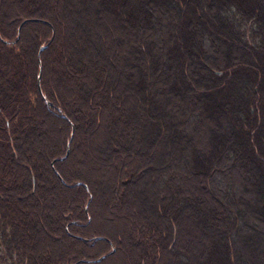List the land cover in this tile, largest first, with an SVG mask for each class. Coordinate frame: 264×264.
<instances>
[{
    "label": "trees",
    "instance_id": "1",
    "mask_svg": "<svg viewBox=\"0 0 264 264\" xmlns=\"http://www.w3.org/2000/svg\"><path fill=\"white\" fill-rule=\"evenodd\" d=\"M0 264H264V0H0Z\"/></svg>",
    "mask_w": 264,
    "mask_h": 264
},
{
    "label": "rangeland",
    "instance_id": "2",
    "mask_svg": "<svg viewBox=\"0 0 264 264\" xmlns=\"http://www.w3.org/2000/svg\"><path fill=\"white\" fill-rule=\"evenodd\" d=\"M93 1H95V0H93ZM72 4V3H71ZM95 4H97V3H95ZM73 6V5H72ZM72 6H70L69 4L67 5V7L69 8V9H73L72 8ZM75 9V8H74ZM65 21H67L69 24L67 25V26H69L70 27V25H71V19L70 18H66L65 19ZM64 21V24L66 23ZM60 22V21H59ZM75 24V23H74ZM114 28V27H113ZM72 30V29H71ZM175 30V29H174ZM71 35L74 37L75 35H74V31H72V33H71ZM123 38L124 37H128L129 36V34H127V32H124L123 31V33H122V35H121ZM137 39H142V37L141 36H139L138 35V37H137ZM115 41H118V39L116 40V39H114ZM110 41L112 42L113 41V36L111 35L110 36ZM165 43V42H164ZM111 46H112V44H111ZM127 53L126 54H121V53H119V55H120V62L121 61H123L125 58H126V56L125 55H127V56H129L130 55V53H133L132 52V46H127ZM157 52H159L160 53V55H162V56H165V57H167V58H169V57H171L172 55H173V53H171L170 52V50H169V48H166L165 50H159V49H157L156 50ZM136 58H137V56H136ZM163 58V57H162ZM164 74V73H163ZM164 79L166 80V84H170L169 83V81H168V79H169V74H164ZM180 104V106H178V107H176L175 109L176 110H174V112H175V115H179V113H185L186 115H185V117H188V120H189V124H190V127L191 128H194V129H197V122H198V119H197V117H193L192 116V112L193 111H200V109L198 108V107H196V106H193V105H190V104H185V103H183V102H181V103H179ZM184 106H186L187 107V109H184ZM184 118V117H183ZM196 127V128H195ZM112 133H113V131L111 132V135H109V146L111 145L110 143L113 141V139L111 138V136H112ZM108 145V144H107ZM87 148V147H86ZM167 150H170L171 151V156H173V158L176 160L177 158V160H179L183 155H181L180 154V152H178L177 150H176V152L174 153V151L172 150V149H170V148H167ZM175 150V149H174ZM163 151H165V153H166V149L165 150H163ZM184 157V156H183ZM177 160L175 161V163L177 164ZM183 176H185V174H179L178 175V177H183ZM221 186H222V183L221 184H219L218 185V187L220 188V189H222L221 188ZM105 190H106V188H105ZM118 196V195H117ZM251 197H252V195H250ZM115 204V203H114ZM141 207H140V209L142 208V205H140ZM187 231L188 232H190L191 234H192V236H194L195 234H194V231H195V228H194V226L192 225V224H189V225H187ZM254 238H258V235H257V233L256 232H254Z\"/></svg>",
    "mask_w": 264,
    "mask_h": 264
}]
</instances>
